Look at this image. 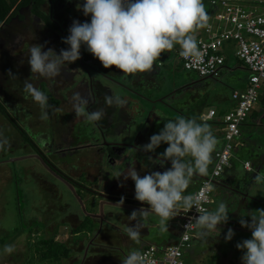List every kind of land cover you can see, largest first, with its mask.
<instances>
[{"label": "rangeland", "instance_id": "rangeland-1", "mask_svg": "<svg viewBox=\"0 0 264 264\" xmlns=\"http://www.w3.org/2000/svg\"><path fill=\"white\" fill-rule=\"evenodd\" d=\"M232 1L239 5H246L245 2L252 0ZM203 4L208 11V0H203ZM71 5H73L69 6L71 11L65 9L69 12L67 19L58 9L54 8L51 13V18L57 20L62 29L66 31L64 34L66 37L69 35L68 29L73 20H79L83 23L90 22L91 19L90 15L85 16L80 10L83 3ZM60 14L63 17H60ZM20 15L19 20L15 18L0 29V103L8 112L9 117L23 129L24 135L30 138L36 147L27 143L23 144L24 142L18 136L15 128L0 115V138H7L11 142L10 147L0 151V264H24L30 258H32L29 260L31 264H38L36 253L33 251V244L39 238H48L47 231L51 233L52 230H56L59 234L55 237L62 239L64 243L67 242L65 245L71 249V257L68 261L71 264H123V259L119 255L121 250L130 247L131 244L132 247L135 245L134 248L137 249L145 241L140 239V243L137 244L124 231L126 226H134L137 221L129 219V223L132 224L133 222V225H128L127 222L124 223L120 220H126L133 210H139L141 207L134 205L135 202L139 201L132 197L135 194V185L130 180L131 178L125 180L121 176L114 182L115 184L113 181L116 179L118 171L129 160L132 161L131 169H136L141 176L156 171L154 165L157 163L153 162L155 159L152 158L151 161L147 156L146 158L142 156L145 153L151 154L150 152L140 151L138 153L129 147L136 145L133 144L136 140L134 137L138 136L139 128L145 125L148 105L153 106L157 111L168 114L167 118L160 122L159 128L158 126L148 128L155 133H159L168 119L174 120L183 117L179 113L176 114L171 111L162 100L171 95L175 86L181 85L183 81H188L183 74L187 71L179 68L172 69L177 65L176 60L171 58V62H167L160 57L156 61L153 71L148 72L151 73L152 82H150L151 79L146 82V80L141 81L134 76L127 79L124 74L121 75L122 72L115 66L106 69L100 61L90 62L87 65L90 69L94 67L101 71H97L99 73L97 76L90 71L89 73L88 70L86 71L77 60L68 65L65 64L61 74L55 78L41 77L39 74L31 73L27 62L30 47L33 44L44 45L42 50L46 51L48 48H52L58 55L61 49H65L62 42L64 37L61 32L44 28L42 23L30 16L26 10L20 11ZM80 50L87 51V48L82 45ZM224 54L227 61L221 69V77L218 80L203 81L209 87L208 97L204 96V100L206 104H211L214 109L218 107V104L214 103L213 97L227 98L231 86L234 83L246 81L248 76L245 67L233 59L231 51H225ZM9 72L15 77L9 75ZM87 73L90 75L89 79ZM25 81L33 84L48 97L50 107L46 109L48 112L47 119H41L42 112L45 110H42L39 104L34 102L32 97L24 91ZM197 81L196 78L195 82ZM195 85H201V83L198 81ZM77 92L90 98L87 109L89 112L100 108H103L104 111L108 110L104 118L110 120L109 123L113 126L116 125V118L120 113L117 115L116 110L112 108L113 106H108L105 103V96L119 95L125 97L129 92L135 93L140 97L143 110L135 109L133 114L129 110L128 114H131L134 120L131 121V125L128 124L125 128L124 126H115L117 128L102 129L104 118L99 122L90 123L84 117L75 114L72 97ZM259 103L257 101L252 110H256ZM124 107L129 108V106ZM131 108L133 107L130 106ZM140 115H144L143 119ZM248 122L238 127V140L244 144L249 141L248 134H246ZM263 129L262 127L251 129V132L253 136H257L263 132ZM144 130L145 134H148V131ZM96 134L101 141L100 143L96 140ZM57 135L60 137L57 138ZM151 136L152 133L141 137L145 141H150ZM128 139H132L131 143L126 144L128 147L120 149L125 154L122 161L126 162H121L118 166H111L110 163L113 164L114 159L109 160L105 153L107 148L102 145H110L109 148L112 152L118 148V146H111L112 143L124 144L118 141ZM260 139L264 140V136L261 135ZM53 141H57V144ZM39 152L43 153L50 163L63 173L65 172L70 176L75 175L73 179L76 181L81 182L83 180L82 184L86 187L97 190L108 189L109 193H113L112 196H107L110 198H114L113 195L124 197V199L125 197H132L130 199L135 200L134 204L123 203L120 206L114 202L102 204L99 197L89 198V195L83 193L79 198L85 202L87 214L95 217L90 218V224L93 232L96 233H90L89 237L79 236L80 238L75 245L72 244L70 240H73L74 243L76 238L69 235V227L73 228L83 220L84 211L81 210L76 202V196L74 197L69 187L63 181L52 176L48 172L47 166L37 161L35 157ZM61 152H63L62 155H60ZM28 155L32 157L29 158ZM151 156L156 157L153 154ZM14 159L19 160L13 161ZM100 163H102L101 166ZM90 168L93 171V177H96L91 181L89 178L81 176V174L88 176ZM129 171L130 169H127L123 174L127 175ZM98 195L104 196L100 193ZM217 206V201L210 205L213 210ZM258 209L261 208L257 204L249 203L248 207L241 211L243 214L248 212L250 219L251 215L257 214L255 211ZM175 219H177L176 216L167 222V231L161 230L160 218L155 214L138 218V221L143 225L141 233L147 231L150 232L151 236L154 234L158 236L157 240L149 242L156 245L158 242L166 241L168 230L176 229L173 225ZM64 227L67 228L66 231L63 230ZM217 227L220 229L219 226ZM194 229L195 233L200 231L195 225ZM220 231L223 232H220L219 235L216 231H212L208 235L209 238H220L216 247H211V249L203 247L204 237L202 241L192 247L190 245L191 248L183 254V264H234L228 256L222 255L221 250L223 249L225 250L224 253H227V247L236 245L244 239H250L251 232L235 233L230 241H225L227 230L220 229ZM5 245L14 246V252L6 253L4 251ZM219 246L221 249H218ZM102 249L107 250V252ZM193 252L197 254L196 258L193 256ZM239 252L243 255V250H239ZM31 255L32 257H30Z\"/></svg>", "mask_w": 264, "mask_h": 264}, {"label": "clouds", "instance_id": "clouds-1", "mask_svg": "<svg viewBox=\"0 0 264 264\" xmlns=\"http://www.w3.org/2000/svg\"><path fill=\"white\" fill-rule=\"evenodd\" d=\"M80 10L85 16L90 15L91 19L90 22L83 23L79 20L72 21L68 29L69 35L62 39L69 46L67 49H61L57 55L52 48L42 50L44 45L33 44L30 47L27 62L31 73L46 78L59 76L65 64L80 60L82 45L86 46L87 51L104 68L115 66L125 76L153 71L161 54L173 50L177 45L181 56L198 61L201 53L194 34L199 29L210 27L203 0H84ZM9 75L15 77L11 72ZM24 91L45 110L41 119H47L46 109L50 107L48 97L27 81ZM89 99L78 92L73 95L75 114L84 117L87 122H99L105 116L104 109L89 112ZM105 103L108 106L123 107L126 101L119 95H108L105 96ZM161 143L168 147L153 162H158L163 167L164 161H170V168L163 172L152 171L143 176L133 168L127 175L120 173L117 176H123L125 180L131 178L135 185L134 198L149 206L131 212L130 219L137 222L134 226L125 227L127 236L139 244L143 225L138 218L155 214L160 218L161 230L167 231L170 219L181 210L188 212L193 207L199 216L190 223H194L200 230L197 235L207 237L212 231L219 235L220 229L217 226L226 224L229 220L226 203L221 201L214 210L209 211L211 202L206 210L200 207L201 200L191 194H184L194 175L206 177L210 172L208 168L218 144L210 125L198 122L196 118L169 119L159 133L153 134L150 142L141 146L140 150L155 152ZM6 147H10V142L7 138H0V151ZM148 159L152 161L151 156ZM219 177L214 185H207L208 192L215 190ZM262 179L264 178L260 175L255 177L257 182ZM123 203L124 197H121L118 204L120 206ZM255 212L257 214L250 216V222L243 217L239 220L241 227L251 230L250 239H244L235 245L238 250H243L242 264H264V209ZM234 235L233 229L229 228L225 241H230ZM14 250V246L5 245L6 253L11 254ZM123 264H147V257L134 249L125 257Z\"/></svg>", "mask_w": 264, "mask_h": 264}, {"label": "crops", "instance_id": "crops-1", "mask_svg": "<svg viewBox=\"0 0 264 264\" xmlns=\"http://www.w3.org/2000/svg\"><path fill=\"white\" fill-rule=\"evenodd\" d=\"M178 47H179V45H178ZM174 49H176V47ZM174 49L172 51L165 52V53L161 54L162 59H164L167 62H171V58L173 60H175V57L173 55L174 54L173 51H176V50H174ZM173 68L181 69L179 67L178 63L176 66L172 67V69ZM223 70L226 71L227 69H223ZM228 71L229 70H227V72ZM167 73H169V72H167ZM183 74H185V77L188 79V81H183V83H181V85L175 86L174 91L171 92V95L169 97H165L164 100H162V99L161 100L163 103H165L169 107V109H171V111L175 112L176 114L179 113L184 118H196L198 122H201V120H203L205 114L209 110H213V112H214L213 116L210 119H206L203 121L210 124V128L213 132V135L218 140L216 150L214 151V152H216L217 150H219L221 143H222L221 117L224 113L228 112V110L232 107V102L229 99V94H228L227 98H218L219 96L213 97L214 100H213V98H212V100L214 101V103L216 105L218 104V107L216 109H214V107H212L211 104H206V101L204 100L205 99L204 96L208 97L207 94L209 91L208 90L209 87H207L204 84L205 82H203L206 80H213V79L198 78L195 74H193L191 72L190 73H188V72L184 73L183 72ZM121 75H123V73ZM132 76H134L135 78L138 77L139 80H141V81L146 80V82H148L149 79H151L150 82H152V80H153V78L151 77V73H137L135 75H127L126 77H127V79H130ZM220 77H221V71L219 73V76L215 80H218ZM196 78L198 79L199 83H201V85H195V83L198 82V81L195 82ZM244 84H245V81L234 83L231 86V91L243 89ZM150 88L152 89L153 87H150ZM259 96L260 97H259L258 101L260 103L258 105V108L256 110L255 109L251 110L250 113L247 115L246 119L244 120V122L242 123V124H245L246 122L249 121L248 124L246 125L248 127L246 134H248L247 136L249 137V141L246 144H244V143L240 142L238 139H236V141L234 143L233 150H232L230 165L227 169H225L223 171V173L221 174V176L219 177V179L217 180V182L214 186L215 190L211 192V204L210 205H212L214 201H217L218 204L221 201H223L224 203H226V205L228 207V211H229L228 222L226 224H223L224 226H221V225H218V226L220 227V229H223V230H228L229 228H231V229H233L234 233H245L244 231L251 232V230L248 228H244V227L234 225L235 222H239L241 217L246 218L245 220L250 222V219H249L248 214H247L248 212H244V214H243V212L241 211L242 209L245 210L246 207H248L249 203H252V205H255L258 202H261L262 203L261 205H259V204H257V205L261 209H264V179H262L261 182H257L255 180V177L257 175H260L262 178H264V140L260 139L261 135L264 136V129H263V132L257 136H253V133L251 132V129H259L260 127L264 128V89H262L260 91ZM220 97H222V96H220ZM122 98L125 99V101H126L124 106H129V108H125L124 106L123 107H119V106L114 107V105L112 108H114L116 110L117 115H119V113H120V115L117 116V118H116L117 123L115 126H119V127L124 126V128H125L128 124L132 123L131 121L134 120V117H132L131 114H128V111L131 110L132 114H133L135 109H138L141 111V110H143V107L141 106V102L139 100L140 97L137 96L135 93L129 92L125 95V97L123 96ZM168 99L170 102L169 101L166 102V100H168ZM130 106H132L133 108L130 109ZM146 110L148 111V113L146 114L147 118H146V121L144 123L145 125H143L142 127L139 128L138 136L134 137V139H136L133 143V144H136V145H134L135 147L131 146L132 148H129V149H132L134 151H136V149L141 148V146L150 142L148 140L145 141L142 137H145L151 133H152V135L158 134V132L155 133V131H152L148 128L149 127H156V126H158V128H159L160 122L163 121L164 119H166L168 116L167 113H164L162 111H157L151 105H148V108ZM107 111H104V112L106 113ZM140 117L143 119L144 115L143 116L140 115ZM109 122H110V120L106 119V117H105L103 119L102 129H106L108 127L113 128V129L117 128V127L113 126L112 124H110ZM124 128H123V130H124ZM144 129H146L148 131V134L147 133L145 134ZM139 136H140V138H139ZM56 137L58 138V137H60V135H57ZM131 141H132V139H128L126 141L121 140L118 142L128 144L129 142L131 143ZM53 143L57 144V141H53ZM58 144H60V143H58ZM124 144H118L117 145L115 143H112L111 146H113V147L118 146V148L115 151L112 150V152L109 148L110 145H108V147H105V148L109 149L108 152H107V150L105 151V153L108 155V158L110 157L109 160L114 159L113 164L110 163L111 166H113V165L118 166L121 162H126V161H122L123 158H125V156H124L125 154H123L122 153L123 151L120 150L122 148H124V149L127 148L126 146H124ZM167 147H168L167 144L161 143V145L155 150V152H150V153L153 154L154 156L158 157V155L160 153H163ZM238 149H240V150H238ZM214 152H213V154H214ZM245 152H246V154H244ZM213 154H212V163L209 165L208 172L210 171L211 166L213 164ZM142 156H144L146 158V155H142ZM148 157L149 156H147V158ZM250 157L253 159H251ZM243 162L249 163L250 170L247 171V170L242 168ZM101 164L102 163H100V166H101ZM130 166H132V161L129 160V162H127L126 165H124L118 171V174L126 172L127 169H131ZM94 167H96V166H94ZM170 167H171L170 161H164L163 167L158 162H157V164L154 165V169L156 171H160V172H163ZM238 170H241V171H238ZM118 174H116V179L113 181V183L120 178V177L117 178ZM88 176L91 179L95 178V177H93L92 169L88 171ZM202 177H205V175H194L192 177L191 183L189 184V186L186 189L184 194L187 195V194H190L191 192H193L196 189V187L198 186L199 181L201 180ZM253 187H256L254 191H252ZM107 190L108 189H104V188H101L100 190H98V193H100L101 195H104L103 197H101L100 195L98 197L99 198H107V196H112L113 193H109V191H107ZM113 196H114V198H118V199L121 198V197H116L117 195H113ZM132 197H135V194ZM132 197H128V198L130 199ZM249 197H251V199H254V200L249 199ZM114 198H110V199L112 200ZM118 199H117V203H118ZM134 205L138 206V207H143V208L149 207L146 203L145 204L135 203ZM210 205L208 206L209 211L213 210V207H210ZM178 214H179V212H178ZM178 214L176 215L177 219H175L173 221V225L176 227V229L168 230V232H167L168 236H166V241L162 242V243L158 242L156 245H154L156 248H163L166 245L171 244L177 238V236L179 234V230L177 229V227H178L177 222L179 220ZM129 219H130V217L126 218V220L121 219L120 221H122L124 223L127 222L128 225H133V222H132V224L129 223ZM197 232H199V231H197ZM220 232H223V231H220ZM213 233H215V232H213ZM194 234L197 236V238L196 239L194 238L191 240V247L194 244L202 241V238H203V237L198 236L197 233H195V230H194ZM141 235L142 236L140 237V239L144 240L145 242H143L141 244V246L138 247L137 249L134 248L135 245L132 247V244H131L130 247H127L126 249L121 250L123 252V253L122 252L119 253V255L121 256V259L124 260L130 251H132L134 249L140 250L141 248H143L147 245H152L149 242L158 239V236H156L155 234H154V236H151L150 232H147V231L142 232ZM204 239H205V241H204V244H202V246L205 248H209V249H211V247H214V246L216 247L220 241V238H217V237L209 238L207 236V237H204ZM191 247H189L187 250H189ZM219 248L221 249V246H219L218 249ZM102 250H104V249H102ZM187 250H185L183 252V254ZM104 251L107 252V250H104ZM226 251H227V253H224L225 250H223V249L221 250V253L223 256H228L229 259L234 264H237L239 262H241L240 264H242V261H241L242 253L239 252V250L235 247V245H231L230 247H227ZM183 254H182V258H183ZM196 255L197 254H195L193 252V256L195 258H196Z\"/></svg>", "mask_w": 264, "mask_h": 264}, {"label": "built area", "instance_id": "built-area-1", "mask_svg": "<svg viewBox=\"0 0 264 264\" xmlns=\"http://www.w3.org/2000/svg\"><path fill=\"white\" fill-rule=\"evenodd\" d=\"M214 8L210 27L202 28L201 33L194 34L201 56L198 61H192L176 53V59L183 71L194 73L198 78H217L223 65L222 50L226 43H232L235 57L248 72L244 87L232 90L229 99L232 107L221 117L222 143L213 154V164L209 174L202 178L196 189L190 193L201 200V208L207 210L211 202L207 185H214L220 174L229 167L232 150L239 137L241 125L257 102L260 91L264 89V0H252L245 6L229 3L227 0H210ZM209 110L203 120L213 116ZM242 168L250 170L249 163L243 162ZM189 195V194H188ZM199 213L193 207L188 212L181 210L180 221L177 222L179 234L169 245L156 248L147 245L139 251L147 257V264H183L182 254L190 247L194 234V218Z\"/></svg>", "mask_w": 264, "mask_h": 264}, {"label": "trees", "instance_id": "trees-1", "mask_svg": "<svg viewBox=\"0 0 264 264\" xmlns=\"http://www.w3.org/2000/svg\"><path fill=\"white\" fill-rule=\"evenodd\" d=\"M209 1L210 0H208L207 14L209 16V21H210V19L212 17L211 13L213 12L214 8L209 5ZM227 1L229 3L236 4L238 6H245L244 4L239 5L238 3H235L232 0H227ZM53 3H58V4L62 5V4H64V1L63 0H0V29L5 27L6 25H8L9 22L15 18L19 20L21 18L20 11H23V10H26L27 13L30 16H32L33 18H36L37 20L41 21L46 28L51 29V30L56 29V26L50 20L49 14L47 13V10H45V11L42 10L43 6H49ZM245 3L248 4L249 2H245ZM201 31H202V29H199V30H197V32L195 34H199V33H201ZM68 47H69L68 45L64 44L65 49H67ZM174 50H176V51H173V53H174L173 55L175 57L176 62L178 63V61L176 59V53L178 51H180V47H178V45H177L176 49H174ZM225 51H231L232 57H233L232 43H226V45L223 46V50H222L223 65H222V67L225 66V63L227 61L226 55L224 54ZM80 53H81L80 62L83 64H89L90 62L99 61L98 59L94 58L90 52L80 50ZM233 59L236 62L242 64L235 57H233ZM90 72L96 73V72L91 71V70H90ZM96 74H98V73H96ZM205 79H207V78H205ZM210 79H216V78H210ZM0 115L3 116L4 119L12 127L15 128V130L18 132V136H20L22 141L24 142L23 144L27 143L32 147L33 146L36 147L35 144L30 140V138H28V137H26V135H24L23 129L17 123H15V121L11 117H9L8 112L6 111V109L3 107V105L1 103H0ZM201 122H205V121L201 120ZM108 151H109V149H107V152ZM28 156H29V158L32 157L30 155H28ZM24 158H27V157L24 156ZM35 158L37 159L38 162H40L44 166H47V170L52 176L56 177L57 180L63 181L64 184L69 187L70 191L74 194V197L76 196V200H77L76 202L80 206L81 210L84 211L83 220L81 222H79L76 226H74L73 228L69 227V235L73 236V238H76L74 243H73V240H70V241H72L71 243L75 245L78 238H80L79 236L85 235V237H89L90 233L93 232L92 225L90 224V218H95V217L87 214L88 210L85 206V202L79 197L81 195H83V193H84L85 195H89V198L90 197H92V198L97 197L98 198V196H99L98 190L92 189V188L90 189V188L86 187L84 184H82L83 180L81 182L79 180L78 181L74 180L73 177L75 175L70 176L67 173H65V172L63 173L62 171H60L57 167H55V165L50 163V161L46 158V156L43 153H41V152L37 153ZM20 159H22V158H20ZM18 160L19 159H14L13 161H18ZM213 161H214V158H213ZM81 176L84 178H87V179L89 178V181L92 180L87 175L81 174ZM114 199L111 200L110 197L100 198L102 204L103 203L108 204V202L117 203L118 198H114ZM120 199L121 198L118 199V203H119ZM133 202H135V200L129 199L128 197H125V199H124L125 204H134ZM135 203H139V202H135ZM234 225L240 226L239 222H235ZM66 229L67 228H65V227L63 228V230H65V231H66ZM94 233H96V232H93V234ZM47 234L49 235L48 238H42V239L39 238L38 240H35V242L33 244V251H35V253H36V259H37L38 264H71V262H68L70 257H71V249L65 245L67 242L64 243V241L62 239H58L55 237L56 235L59 234L56 232V230H52L51 233L47 231ZM60 234H63V233H60ZM90 241L92 242L91 239H90ZM93 256H95V255H93ZM30 257H32V255ZM31 259L32 258H30L29 260H31ZM29 260L27 262H25L24 264H31L29 262Z\"/></svg>", "mask_w": 264, "mask_h": 264}, {"label": "flooded vegetation", "instance_id": "flooded-vegetation-1", "mask_svg": "<svg viewBox=\"0 0 264 264\" xmlns=\"http://www.w3.org/2000/svg\"><path fill=\"white\" fill-rule=\"evenodd\" d=\"M64 1V4H62V5H60V4H58V3H53V4H51V5H49V6H43V8H42V10H47V13L49 14V17H50V20L54 23V25L56 26V29H53V31H56V32H61V34L63 35V37L64 38H66V36L64 35L65 33L64 32H66V31H64L63 29H62V27L60 26V24L57 22V20H53L52 18H51V13H52V11H53V9L55 8V9H58L59 10V12L60 13H62V15H65L66 16V19H67V15L69 14V12L67 11V10H65V9H68L69 11H71V8L69 7V6H73V5H71V4H73V3H84V0H63ZM61 9H62V11H61ZM60 17H63V16H61V14L59 15ZM61 19H63V18H61ZM64 20V19H63ZM41 22V21H40ZM42 23V22H41ZM42 25H43V27L44 28H46L45 26H44V24L42 23ZM46 29H48V28H46ZM48 30H50V31H52L51 29H48ZM88 64H82L81 66L85 69V68H87V70H88V72L91 70V71H94V72H96V73H98L97 71H99L98 69L96 70L94 67H92V69H90L88 66H87ZM99 72H101V71H99ZM96 73H93V74H95V75H97L98 76V74H96ZM87 78L89 79V73H87ZM96 140H98V143H100L101 141L99 140V137H98V135L96 134ZM106 147H108V145H106ZM110 147V146H109ZM136 151H138L139 152V150L138 149H136ZM62 153L63 152H61L60 153V155H62ZM140 153V152H139ZM109 154V153H108ZM110 158V157H109ZM112 163V162H111Z\"/></svg>", "mask_w": 264, "mask_h": 264}, {"label": "water", "instance_id": "water-1", "mask_svg": "<svg viewBox=\"0 0 264 264\" xmlns=\"http://www.w3.org/2000/svg\"><path fill=\"white\" fill-rule=\"evenodd\" d=\"M79 62H80V60H79ZM80 64H81V63H80ZM85 70L87 71V68H85ZM207 79H210V78L207 77ZM259 97H260V96H258L257 98L259 99ZM100 138L103 139V137H101V136H100ZM117 145H118V144H117ZM124 145L126 146V144H124ZM126 147H128V146H126ZM129 148H132V147H129ZM138 150H139V149H138ZM140 151H141V150H139V152H140ZM144 155H146V156H151V154H148V153H145ZM151 157H152L153 159H155V160L157 159V157H153V156H151ZM165 163H166V162H165ZM255 188H256V187H253V188H252V191H254ZM237 193H238V192H237ZM253 194H254V193H253ZM249 199H251V197H249ZM251 200H254V199H251ZM257 204L261 205L262 203H261V202H258Z\"/></svg>", "mask_w": 264, "mask_h": 264}]
</instances>
